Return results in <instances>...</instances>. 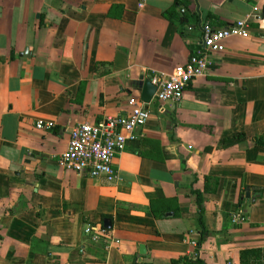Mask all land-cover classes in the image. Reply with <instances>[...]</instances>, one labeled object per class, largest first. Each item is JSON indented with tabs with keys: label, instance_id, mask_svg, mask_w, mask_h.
Wrapping results in <instances>:
<instances>
[{
	"label": "crops",
	"instance_id": "0c3cea01",
	"mask_svg": "<svg viewBox=\"0 0 264 264\" xmlns=\"http://www.w3.org/2000/svg\"><path fill=\"white\" fill-rule=\"evenodd\" d=\"M238 20L178 102L148 104L115 181L58 165L73 126L187 62L200 22ZM0 264H264V0H0Z\"/></svg>",
	"mask_w": 264,
	"mask_h": 264
},
{
	"label": "built area",
	"instance_id": "2783aa9c",
	"mask_svg": "<svg viewBox=\"0 0 264 264\" xmlns=\"http://www.w3.org/2000/svg\"><path fill=\"white\" fill-rule=\"evenodd\" d=\"M146 0H138V7H144ZM183 12L184 9H181ZM201 38L197 48L187 62L174 67L169 73H161L151 78L156 85L152 100L159 102H178L187 85L196 78L206 74L211 56L222 52L225 41L232 37H246L249 34L248 21L238 20L223 27L215 28L208 22H200ZM129 112L121 116H108L98 122L82 121L73 126L65 150L58 157V165L66 171L86 174L90 177L102 176L108 181L117 179L114 159L125 149L128 140L134 139L135 131L149 119L151 112L149 103L137 97L128 99ZM42 128L44 124L37 122ZM51 127L52 123L45 124ZM231 221L241 224L244 216L238 211L231 216ZM103 231H94V227H84V234L98 240ZM193 245L198 243L191 241Z\"/></svg>",
	"mask_w": 264,
	"mask_h": 264
},
{
	"label": "water",
	"instance_id": "95a60500",
	"mask_svg": "<svg viewBox=\"0 0 264 264\" xmlns=\"http://www.w3.org/2000/svg\"><path fill=\"white\" fill-rule=\"evenodd\" d=\"M134 90H136L140 95V99L145 103H150L152 101L153 95L156 90V85L152 83L150 78H146L143 75L138 78L134 83ZM248 195V191L246 192ZM104 228H110L111 224L109 220H104L103 223ZM143 246H139V250L142 253Z\"/></svg>",
	"mask_w": 264,
	"mask_h": 264
},
{
	"label": "trees",
	"instance_id": "16d2710c",
	"mask_svg": "<svg viewBox=\"0 0 264 264\" xmlns=\"http://www.w3.org/2000/svg\"><path fill=\"white\" fill-rule=\"evenodd\" d=\"M197 195V198H198V203L201 204V197H200V194L199 193H196ZM240 213L242 214L243 216V212L241 210H239ZM198 213H199V217H198V224H199V237L201 239V237L204 235L205 233V229H204V223H203V220H202V217H201V213H202V210H201V207H199V210H198ZM186 263H190L189 261L187 262L185 260Z\"/></svg>",
	"mask_w": 264,
	"mask_h": 264
}]
</instances>
